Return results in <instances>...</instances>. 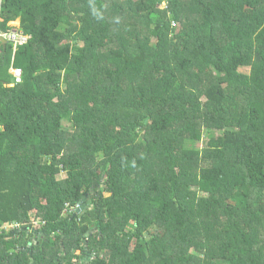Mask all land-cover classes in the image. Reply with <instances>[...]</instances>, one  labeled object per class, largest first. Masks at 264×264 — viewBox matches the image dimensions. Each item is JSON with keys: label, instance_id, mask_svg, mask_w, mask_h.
<instances>
[{"label": "trees", "instance_id": "obj_1", "mask_svg": "<svg viewBox=\"0 0 264 264\" xmlns=\"http://www.w3.org/2000/svg\"><path fill=\"white\" fill-rule=\"evenodd\" d=\"M17 20L0 264H264V0H0Z\"/></svg>", "mask_w": 264, "mask_h": 264}, {"label": "built area", "instance_id": "obj_2", "mask_svg": "<svg viewBox=\"0 0 264 264\" xmlns=\"http://www.w3.org/2000/svg\"><path fill=\"white\" fill-rule=\"evenodd\" d=\"M12 26V25H11ZM11 30H9L7 33L3 34L0 32V38H4L6 41L11 42L13 45V50L16 52V50L20 46L26 45L29 40L31 39L30 35L25 34L19 27H14ZM11 72L13 74L14 82L12 85H16L22 82V71L20 69L12 68ZM5 229L13 228L15 229L16 226L14 225H5Z\"/></svg>", "mask_w": 264, "mask_h": 264}, {"label": "rangeland", "instance_id": "obj_3", "mask_svg": "<svg viewBox=\"0 0 264 264\" xmlns=\"http://www.w3.org/2000/svg\"><path fill=\"white\" fill-rule=\"evenodd\" d=\"M165 6V4H163L162 5V7H164ZM11 25L12 26H14V27H18L19 25L17 24V23H11ZM208 141V138H207V136H206V134L203 136V138H202V140H201V142L200 143H198V145H197V147H199V148H203L205 145H206V142ZM36 224V223H35Z\"/></svg>", "mask_w": 264, "mask_h": 264}, {"label": "water", "instance_id": "obj_4", "mask_svg": "<svg viewBox=\"0 0 264 264\" xmlns=\"http://www.w3.org/2000/svg\"><path fill=\"white\" fill-rule=\"evenodd\" d=\"M0 40L2 42H5L6 40L4 38H0ZM85 208V205H81L78 209H77V213H80L81 211H83Z\"/></svg>", "mask_w": 264, "mask_h": 264}, {"label": "crops", "instance_id": "obj_5", "mask_svg": "<svg viewBox=\"0 0 264 264\" xmlns=\"http://www.w3.org/2000/svg\"><path fill=\"white\" fill-rule=\"evenodd\" d=\"M14 23H17L18 25H20V21H19V20L14 21ZM14 23H13V24H14Z\"/></svg>", "mask_w": 264, "mask_h": 264}, {"label": "clouds", "instance_id": "obj_6", "mask_svg": "<svg viewBox=\"0 0 264 264\" xmlns=\"http://www.w3.org/2000/svg\"><path fill=\"white\" fill-rule=\"evenodd\" d=\"M11 23H14V22H11ZM11 23H10V25H11ZM18 27H20V25Z\"/></svg>", "mask_w": 264, "mask_h": 264}]
</instances>
